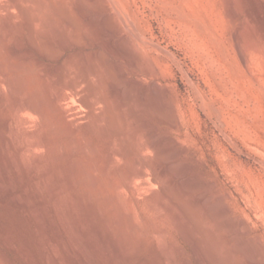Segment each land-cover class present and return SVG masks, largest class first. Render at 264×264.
I'll use <instances>...</instances> for the list:
<instances>
[{
  "label": "rangeland",
  "instance_id": "1",
  "mask_svg": "<svg viewBox=\"0 0 264 264\" xmlns=\"http://www.w3.org/2000/svg\"><path fill=\"white\" fill-rule=\"evenodd\" d=\"M251 1L0 0V34L8 38L3 46L7 47H0V61L11 60L21 68L20 82L27 86L28 94L31 87L41 84L37 79L42 72L54 75L63 63L73 70H85L100 52L110 66L117 49L103 39L106 24L138 34V67L133 68L125 58L119 60L129 80L138 81L132 86L138 94L136 106L130 103L129 82L124 95L114 99L108 85L91 81V88L108 103L111 101L106 106L112 104L115 109L118 100L117 107L123 100L128 102L131 109H121L127 116L116 108V116L124 119H118L122 128L118 122L115 130L114 126L106 129L94 124V119L84 122L80 118L77 134H55L48 123L65 107L53 108L46 93L43 118L20 131L17 145L7 146L2 131L15 113V100L3 90L0 181L15 189L10 186V190L0 192V264H52L54 258L56 264H86L77 248L87 245L73 240L78 238L74 236L77 232L89 241V253L93 255L90 264H264V0ZM231 7L237 11L235 19L228 13ZM5 8L14 17L10 18ZM257 12L262 19L256 18ZM31 26L39 36L32 44L28 36ZM38 30H45V34ZM238 33L245 59L237 48ZM132 105L138 108L136 119L130 116ZM106 106L104 111L108 110ZM117 130L122 131V138L116 146L121 150L124 147L128 155L108 168L110 136ZM36 142H43V147L28 151L23 161L18 158V165L12 163V155L21 145ZM73 142L79 145L75 154ZM83 145L92 147V151L82 152ZM73 161H80L74 176L70 172ZM136 166L147 169L145 181L131 178ZM85 173L91 179L85 180ZM155 176L160 177L159 184L153 183ZM61 222L68 224L63 226Z\"/></svg>",
  "mask_w": 264,
  "mask_h": 264
},
{
  "label": "bare ground",
  "instance_id": "2",
  "mask_svg": "<svg viewBox=\"0 0 264 264\" xmlns=\"http://www.w3.org/2000/svg\"><path fill=\"white\" fill-rule=\"evenodd\" d=\"M253 1L254 0H252L251 1V3H253ZM17 4V3H16ZM16 4H13V5H15L16 6ZM18 5H19V3H18ZM21 5V4H20ZM229 7V6H228ZM10 8H12V7H10ZM16 8V7H15ZM18 8H19V6H18ZM87 8V7H86ZM227 8V7H226ZM6 10H4V11H7V13L8 12H10V10L8 11L7 9L8 8H5ZM21 9H22V7H21ZM41 9V8H40ZM24 10V9H23ZM56 10V9H55ZM59 10V9H58ZM58 10H57V12H58ZM240 10V9H239ZM18 11V10H17ZM38 11V10H37ZM40 11V10H39ZM242 11V10H241ZM19 12V11H18ZM67 12V11H66ZM66 12H65V15H66ZM84 12V11H83ZM87 12V11H86ZM227 12H228V10H227ZM12 13H13V11H12ZM22 13H25V12H23L22 11ZM184 13V12H183ZM229 15H230V17L232 18V19H235L236 17H237V11H236V9L234 8V7H231L230 8V10H229ZM43 14V13H42ZM86 14V13H85ZM7 15H10L9 17L11 18V17H14V14H11V12L9 13V14H7ZM7 15H6V17H7ZM13 15V16H12ZM23 15V14H22ZM60 15H61V13H60ZM69 15V14H68ZM46 16V15H45ZM44 16V17H45ZM64 16V14H62V17ZM256 18H258V20L259 19H262V16H261V14H259V12H257V14H256ZM15 17H16V15H15ZM43 17V16H42ZM43 17V18H44ZM48 17H50V16H48ZM10 18H8L7 17V20H9ZM30 18H32V17H30ZM29 18V19H30ZM33 18H35L34 16H33ZM40 19H41V17H39ZM37 16H36V20L39 22V19ZM42 18V19H43ZM34 19V20H35ZM71 19V18H70ZM69 19V22L71 21V20H73V19H71L70 20ZM6 20V21H7ZM35 20V21H36ZM46 20V19H45ZM66 20V19H65ZM30 21V20H29ZM36 21V22H37ZM40 21H42V20H40ZM54 21V20H53ZM85 21V20H84ZM249 21V20H248ZM2 22V21H1ZM31 22V21H30ZM33 22V21H32ZM87 22V21H86ZM201 22V21H200ZM244 22V21H243ZM5 23V27H6V22H4ZM3 23V24H4ZM40 23V22H39ZM46 23V22H45ZM51 23V22H50ZM54 23V22H53ZM71 23V22H70ZM253 23V22H252ZM7 24H9V23H7ZM34 24V23H33ZM33 24H31L32 26H34ZM38 24V23H37ZM43 24V23H42ZM52 24V23H51ZM66 24V23H65ZM64 24V25H65ZM68 24V23H67ZM66 24V25H67ZM72 24V23H71ZM116 24V23H115ZM241 24H242V22H241ZM251 24V23H250ZM1 25H2V23H1ZM36 25V24H35ZM73 25V24H72ZM74 25H76V24H74ZM246 25V24H245ZM249 25V24H248ZM4 26H3V29H4ZM31 26V28H30V30L32 29V32H31V35H28V36H30V43L32 44V43H35L38 39V37L39 36H37V34H36V32H35V30L36 29H34L33 27ZM45 26H47V25H45ZM50 26H52V25H50ZM0 27H2V26H0ZM8 27V26H7ZM64 27V26H63ZM245 27V26H244ZM251 27H252V25H251ZM45 28V27H44ZM51 28V27H50ZM53 28V27H52ZM74 28V27H73ZM130 28V27H129ZM133 28V27H132ZM43 29V28H42ZM1 30V29H0ZM4 30H6V29H4ZM54 30V29H53ZM67 30V29H66ZM132 30V29H131ZM246 30H247V28H246ZM255 30V29H254ZM253 30V31H254ZM8 31V30H7ZM39 31V30H38ZM37 31V32H38ZM50 31V30H49ZM0 32H2V31H0ZM5 32V31H4ZM3 32V33H4ZM9 32V31H8ZM40 32V31H39ZM43 33L45 32V30L44 31H42ZM42 32H40V33H42ZM130 32V31H129ZM243 32V31H242ZM49 33V32H48ZM55 33V32H54ZM244 33V32H243ZM9 34V33H8ZM45 34V33H44ZM66 34V33H65ZM68 34V33H67ZM6 35H7V32H6ZM14 35V34H13ZM13 35H12V37H13ZM16 35V34H15ZM14 35V36H15ZM60 35V34H59ZM238 35H240L239 33L236 35V39H237V48H239V53H240V55H241V59H245V54H244V52H243V50L241 49V45H240V42H239V37H238ZM10 37H11V35H9ZM61 36V35H60ZM70 36V35H69ZM73 36V35H72ZM74 36H76V35H74ZM8 37V36H7ZM64 37V36H63ZM67 37V36H66ZM19 39V38H18ZM67 39V38H66ZM73 39V38H72ZM103 39L106 41V42H111L115 47H116V49H117V51H116V59L115 60H113V61H111V63L109 64L110 66H108V65H106L105 63H104V58L102 57V55H101V53L99 52L97 55H96V58H95V61H94V63H91V64H93L92 66L91 65H89L88 66V68L87 69H85V67L83 68L82 67V69H85V70H81V68L80 69H78L79 67H75L76 69L75 70H73L74 68H70V66L68 67L67 65H66V63H63V64H61L60 66H58V70H57V73L56 74H54V75H51L49 72H42L40 69V71L42 72V74H41V76H40V79H37V77H36V79L38 80V82L39 83H41V84H38L39 86L38 87H31V94L29 93H27V91H26V87L24 88V83L22 82V84H21V82H20V71H21V68L20 67H18V66H14L13 64H12V62H11V60H9L10 62H1L0 61V101H3L4 100V92H3V90H7L8 92H9V94L12 96V99H14L15 100V113H13V116L12 117H10L9 119H7V121L5 122V129L2 131L3 133H2V135L4 136V141L6 142V144H7V146L8 145H11V143H15L16 142V140H17V138L19 137V135H20V131H24L26 128H28L29 126L31 127L32 125H33V123H34V120L35 119H41V118H43V115H44V108H43V106L44 105H42L44 102H46L45 101V99L47 98V96H45V94L46 93H48V95H49V99L51 100L50 102H52V106H53V108H59L60 106H64L65 107V109L63 110V111H60L59 109V113H57V111H56V113L54 114V116H53V118H52V121H50V124L48 123V125L51 127V129H52V131H54V133L55 134H58V135H65V136H72V135H74V134H77L78 132H80V126H79V124H78V119H80V118H82V119H84V122H85V119L88 121V119H94L93 120V122L95 121V123L94 124H97V125H100V126H103L104 128L106 127V129H107V127H111V128H113V126H114V124L115 123H117L118 122V124L120 123V124H122L121 123V121H118V119H119V117H120V115H119V117H117L116 116V114L118 113V112H116V108H120V111H121V109H124V106H127L128 104V102L127 103H124L125 101L123 100V102H121L120 103V106L119 107H117V105H119L118 104V102H119V100L117 101V103H116V107H115V109L113 108V106H115V105H113L112 107H111V105L112 104H110V106H106V105H108L109 103H108V100H107V98H105V97H103L102 95H99L96 91H94V89H92L91 88V81L92 80H98V82L100 81V83L101 84H104L105 83V85H108L107 87L109 88V91H110V93H111V95H112V98H114V99H116L118 96H120V95H122L125 91H126V89L127 88H129L128 86H127V83L129 82L130 83V88H129V93H130V95L132 96L131 97V99H130V103L131 104H137L136 102H135V97L138 95V94H135L134 92H135V87L133 88L132 86L134 85V86H136V85H138V81H136V80H129V77H128V72L122 67V65H121V63H120V61L119 60H121V59H127L128 61H129V63H130V65L133 67V68H137L138 67V57H137V54H136V46H137V43H138V34H137V32L135 31V30H132L130 33H125L124 32V30L119 26V25H114V24H109V25H107L106 24V27H105V31H104V34H103ZM245 39V38H244ZM6 40H8V38H6L5 37V33L3 34V35H1L0 34V47H3L4 45H5V41ZM11 40V39H10ZM29 40V39H28ZM40 40H41V38H40ZM43 40V39H42ZM102 40V39H101ZM249 40V39H248ZM44 41V40H43ZM46 41V40H45ZM54 41V40H53ZM63 41V40H62ZM61 41V42H62ZM245 41V40H244ZM243 41V42H244ZM19 42H20V40H19ZM18 42V43H19ZM75 42V41H74ZM80 42H82V41H80ZM104 42V41H103ZM8 43H10V42H8ZM64 43V42H63ZM246 43V42H245ZM251 43H252V41H251ZM42 44V43H41ZM44 44V43H43ZM48 44H51V43H48ZM69 44V43H68ZM81 44V43H80ZM30 45V44H29ZM34 45V44H33ZM45 45V44H44ZM253 45V44H252ZM12 46V45H11ZM31 46V45H30ZM36 46V45H35ZM46 46V45H45ZM109 46V45H108ZM246 46V45H245ZM7 47V46H6ZM6 47H3L2 49H4V48H6ZM8 47H9V45H8ZM44 47V46H43ZM50 47V46H49ZM39 48V47H38ZM64 48V47H63ZM253 48V47H252ZM1 49V50H2ZM47 50L49 49L48 47L46 48ZM52 49V48H51ZM39 50V49H38ZM55 50V49H54ZM114 50V49H113ZM257 52H259L257 49H255ZM5 51V50H4ZM11 51V50H10ZM7 53V52H6ZM113 53V52H112ZM11 55H12V53H10ZM19 55V54H18ZM26 55V54H25ZM104 55V54H103ZM14 56V55H13ZM21 56V55H20ZM32 56V55H31ZM89 56V55H88ZM11 57V56H10ZM23 57V56H22ZM25 57V56H24ZM53 57V56H52ZM74 57V56H73ZM89 59V58H88ZM93 59V58H92ZM5 61V60H4ZM93 61V60H92ZM21 62V61H20ZM73 62V61H72ZM31 63V62H30ZM67 63H69V62H67ZM15 64V63H14ZM18 64V63H17ZM82 64V63H81ZM80 64V65H81ZM95 64V65H94ZM20 65H21V63H20ZM26 65H28V64H26ZM74 65V64H73ZM38 67H40V66H38ZM99 67L100 68H102L103 69V71H105V73L104 74H106V76H102V72H100V69H99ZM23 68V67H22ZM41 68V67H40ZM28 69V68H27ZM30 69V68H29ZM43 69V68H42ZM45 69V68H44ZM36 70V69H35ZM25 71V70H24ZM49 71V70H48ZM29 72L30 71H28V74H29ZM33 72H34V70H33ZM26 73V72H25ZM102 73V74H101ZM22 74V73H21ZM39 74V73H38ZM25 75V74H24ZM40 75V74H39ZM35 81V80H34ZM27 83V82H26ZM25 83V84H26ZM32 83H33V81H32ZM35 83V82H34ZM94 84V83H93ZM98 86V85H97ZM92 87H93V85H92ZM97 89V88H96ZM98 90V89H97ZM128 90V89H127ZM138 90V89H137ZM109 93V92H108ZM110 93H109V95H110ZM124 95V94H123ZM107 96V95H106ZM108 97V96H107ZM112 98H110L111 100H112ZM122 98V97H121ZM49 99H48V101H49ZM124 99H127L126 97L124 98ZM137 99V98H136ZM127 100H129V99H127ZM12 101V100H11ZM10 102V101H9ZM138 102V101H137ZM129 103V104H130ZM8 104V103H7ZM44 104H46V103H44ZM130 104V105H131ZM6 106V105H5ZM108 107V110L109 109H111L112 108V110L111 111H104V107ZM133 106V105H132ZM136 106V105H135ZM135 106H133L134 108H133V110H131L130 112H131V115L129 114V111H127L128 112V115H130L132 118H134V119H136L137 117H138V108H135ZM109 107H111V108H109ZM130 107V106H129ZM128 106H127V108H129ZM137 107H138V105H137ZM2 108V107H1ZM117 109V110H118ZM126 109V108H125ZM131 108H129V110H130ZM2 110V109H1ZM57 110V109H56ZM123 111V110H122ZM122 111H121V113H122ZM2 112V111H1ZM124 113V112H123ZM123 113L121 114L122 116H123ZM120 114V113H119ZM125 115H126V113H124ZM47 116V115H46ZM122 116L120 117V118H122ZM127 116V115H126ZM126 116H125V118H126ZM129 117V116H128ZM130 117V118H131ZM117 120H116V119ZM123 119V118H122ZM127 119H129V118H127ZM124 120V119H123ZM174 120V119H173ZM38 121V120H37ZM86 121V122H87ZM41 122H42V120H41ZM92 122V123H93ZM37 123V122H36ZM123 123H124V121H123ZM45 124V123H44ZM81 124V123H80ZM118 124H116V126L118 125ZM128 124V123H127ZM39 125V124H38ZM40 125H43V124H40ZM93 125V124H92ZM126 125V124H125ZM43 126H46L47 127V124H45V125H43ZM48 126V127H49ZM87 126V125H86ZM90 126V125H89ZM96 126V125H95ZM94 126V127H95ZM122 126H123V124L121 125V128H122ZM119 127H120V125H119ZM128 127V126H127ZM37 128H38V126H37ZM41 129H42V126L40 127ZM39 128V129H40ZM114 128H115V126H114ZM118 127H116L115 128V130L117 129ZM138 128V127H137ZM44 129V128H43ZM51 129L49 128V131H51ZM103 129V128H102ZM105 129V130H106ZM120 129V128H119ZM128 129V128H127ZM136 129V128H135ZM1 130V129H0ZM48 130V129H47ZM104 130V131H105ZM114 130V129H113ZM122 130V129H121ZM132 130H134V129H132ZM44 131V130H43ZM42 130H41V133L43 132ZM51 131V132H52ZM107 131V130H106ZM105 131V132H106ZM126 131V130H125ZM135 131V130H134ZM39 132V131H38ZM122 132V131H121ZM121 132L119 131L118 132V130H117V132L116 131H114L112 134H111V136H110V138H111V141H110V145H111V147H109L110 148V153H109V160H108V162H107V167L108 168H112L114 165H115V162L118 160V159H120V158H123V157H125L126 155H128L127 154V152H126V150H124V147H123V150H121V148H118L117 146H116V143H117V141H120L121 139L120 138H122L121 137ZM131 132V131H130ZM104 133V132H103ZM110 133V132H109ZM101 134V133H100ZM132 134H134V132L132 133ZM131 134V135H132ZM38 135V134H37ZM105 135V134H104ZM107 135H108V133H107ZM130 135V136H131ZM2 136V137H3ZM129 137V136H128ZM124 138V137H123ZM71 139H73V138H71ZM70 139V140H71ZM69 140V141H70ZM73 141H77V140H73ZM123 141V140H122ZM127 141V140H126ZM78 142V141H77ZM82 142V141H81ZM60 144H61V142H60ZM73 144H74V147H72L73 148V152H74V154L76 153V152H78L79 151V149H78V146H77V143H74L73 142ZM119 144V143H118ZM117 144V145H118ZM15 145H17L16 143H15ZM43 142H36V143H33V144H26V145H21L18 149L16 148V146H15V150L17 149V154L15 153V155L13 154L12 156H13V158H11V159H13V160H11V161H13L12 163H14L15 165H18V158H20L21 159V161H23V158H25L24 157V155L25 154H27V152L28 151H31V150H35V149H39V148H41V147H43ZM120 145H121V143H120ZM134 145V144H133ZM60 146V145H59ZM62 146H63V144H62ZM61 147V146H60ZM82 147V146H81ZM142 147V146H141ZM140 147V148H141ZM153 147V146H152ZM128 148V147H127ZM8 149H10V148H8ZM61 149V148H60ZM70 149H71V147H70ZM90 148H89V146L88 145H83V150H81L82 152H87L88 150H89ZM91 149H93L92 147H91ZM90 149V151H92ZM136 149V148H135ZM152 149V148H151ZM63 150V149H62ZM62 150H61V152H62ZM72 150V149H71ZM138 150V149H137ZM89 151V152H90ZM94 151V150H93ZM128 151V150H127ZM130 151V150H129ZM72 152V153H73ZM42 153V152H41ZM88 153V152H87ZM129 153V152H128ZM64 154V153H63ZM105 155H107V154H105ZM11 156V155H10ZM61 156H62V154H61ZM138 156V155H137ZM160 156V155H159ZM3 157V156H2ZM27 157V156H26ZM37 158V157H36ZM41 158V157H40ZM149 158V157H148ZM37 159H39V158H37ZM75 158H73V160H74ZM153 159V158H152ZM2 160V159H1ZM41 160H42V158H41ZM56 160V159H55ZM137 160V159H136ZM3 161H5V159L3 160ZM83 161V160H82ZM150 161V160H149ZM40 162V161H39ZM78 162H80V161H78ZM77 161H73L72 162V164H71V169H70V172H72L73 173V176H74V170L76 169V167H77V163H78ZM84 162V161H83ZM141 162V161H140ZM148 162V161H147ZM28 163V162H27ZM37 163V162H36ZM136 163V162H135ZM151 163V162H150ZM149 163V164H150ZM6 164V163H5ZM20 164V163H19ZM49 164V163H48ZM83 164V163H82ZM86 164V163H85ZM136 164H138V162L136 163ZM152 164V163H151ZM157 164V163H156ZM3 165V164H2ZM9 165V164H8ZM69 165H70V163H69ZM145 165V164H144ZM155 165V164H154ZM47 166V165H46ZM59 166V165H58ZM92 166L94 167V165L92 164ZM96 166V165H95ZM3 167H5V165L3 166ZM84 167H85V165H84ZM137 167V166H136ZM147 167V166H146ZM86 168V167H85ZM138 168H140L139 166L136 168V169H134V170H130L131 171V178L132 179H135V178H141V179H144V181L146 180V176H147V169L145 170V169H138ZM153 168V167H152ZM1 169V168H0ZM7 169V168H6ZM33 169V168H32ZM171 169V168H170ZM176 169H177V167H176ZM60 170V169H59ZM94 170V169H93ZM4 171H6V170H4ZM30 171V170H29ZM63 171V170H62ZM69 171V170H68ZM151 171V170H150ZM27 172V171H26ZM63 172H65V171H63ZM88 172V171H87ZM162 172V171H161ZM175 172V171H174ZM20 173V172H19ZM22 173V172H21ZM20 173V174H21ZM48 173V172H47ZM160 173V172H159ZM158 173V174H159ZM165 173V172H164ZM23 174V173H22ZM64 174V173H63ZM87 173H85V175H86ZM96 174V173H95ZM149 174V173H148ZM157 174V175H158ZM47 175V174H46ZM30 176V175H29ZM32 176V175H31ZM62 176H64V175H62ZM71 176V175H70ZM70 176L68 177L69 179H71L70 178ZM87 177H85V180H89V179H91V177H89V174L88 175H86ZM90 176H92V175H90ZM94 176V175H93ZM130 176V175H129ZM159 176V175H158ZM2 177V176H1ZM33 177V176H32ZM31 177V178H32ZM47 177H48V175H47ZM46 177V178H47ZM72 177V176H71ZM164 177V176H163ZM176 177V176H175ZM3 178V177H2ZM22 178V177H21ZM31 178H30V180H31ZM45 178V179H46ZM50 178V177H49ZM67 177H66V179H68ZM73 178H75V177H73ZM159 178L160 177H157V176H155L153 179H152V181H153V183H160L159 182ZM63 179V178H62ZM76 179V178H75ZM74 179V183H76V180ZM81 179V178H80ZM168 179V178H167ZM35 180H37V179H35ZM73 180V179H72ZM82 180V179H81ZM81 180H79V181H81ZM83 180H84V178H83ZM82 180V181H83ZM161 180V179H160ZM163 180V179H162ZM162 180H161V182H162ZM31 181H33L34 182V180H31ZM46 181V180H45ZM50 181V180H49ZM62 181V180H61ZM165 181V180H164ZM188 181V180H187ZM3 182V181H2ZM14 182V181H13ZM22 182V181H21ZM24 182V181H23ZM51 182V181H50ZM55 182V181H54ZM53 182V184H55ZM87 182V181H86ZM90 183H91V181H89ZM3 183H6V182H3ZM3 183H1V181H0V192L1 191H8V190H10V186L12 187V185H9V184H7V185H5V184H3ZM9 183H10V180H9ZM35 183H36V181H35ZM34 183V184H35ZM66 183V182H65ZM69 183V182H68ZM67 183V184H68ZM84 183V182H83ZM92 183H94L95 184V181L94 182H92ZM143 183V182H142ZM10 184H12V183H10ZM31 184V183H30ZM37 184V183H36ZM58 184V183H57ZM71 184V183H70ZM88 184V183H87ZM126 184H128L127 182H126ZM125 184V185H126ZM24 185V184H23ZM26 185V184H25ZM25 185H24V187H25ZM48 185V184H47ZM46 185V186H47ZM56 185V184H55ZM63 185V184H62ZM73 185V184H72ZM92 185V184H91ZM145 185V184H144ZM165 185V184H164ZM34 185L32 184V187H33ZM34 187H36V186H34ZM94 187V186H93ZM166 187V186H165ZM13 188V187H12ZM51 188V187H50ZM52 188H55L54 186L52 187ZM65 188V187H64ZM79 188V187H78ZM95 188V187H94ZM144 188H146V187H144ZM13 189H15V188H13ZM58 189H60V187L58 188ZM57 189V190H58ZM139 189V188H138ZM153 189V188H152ZM30 190V189H29ZM32 190V189H31ZM52 190V189H51ZM56 190V189H55ZM140 190V189H139ZM146 190V189H145ZM154 191V190H153ZM152 191V192H153ZM53 192V191H52ZM57 192V191H56ZM55 192V193H56ZM60 192V191H59ZM59 192H58V194H59ZM68 192V191H67ZM66 192V193H67ZM3 193V192H2ZM65 193V192H64ZM77 193V192H76ZM117 193V192H116ZM119 193V192H118ZM162 193V192H161ZM202 193V192H201ZM4 194V193H3ZM5 194H6V192H5ZM34 194V193H33ZM160 194V193H159ZM165 194V193H164ZM51 195V194H50ZM61 195H62V193H61ZM84 195V194H83ZM176 195V194H175ZM189 195V194H188ZM205 195V194H204ZM12 196V195H11ZM71 196V195H70ZM73 196V195H72ZM90 196V195H89ZM91 196H92V194H91ZM90 196V197H91ZM202 196V195H201ZM57 197H58V195H57ZM112 197V196H111ZM117 197V196H116ZM187 197V196H186ZM191 197V196H190ZM196 197V196H195ZM19 198V197H18ZM63 198V197H62ZM87 198H89L88 197V195H87ZM93 198V197H92ZM96 198V197H95ZM100 198V197H99ZM162 198V197H161ZM161 198H159V199H161ZM165 198V197H164ZM167 198V197H166ZM172 198V197H171ZM182 198V197H181ZM210 198V197H209ZM16 199V195H15V198H14V200ZM21 199V198H20ZM108 199V198H107ZM33 200V199H32ZM37 200H39V199H37ZM49 200V199H48ZM65 200V199H64ZM89 200H91V199H89ZM93 200H94V198H93ZM111 200V199H110ZM113 200V199H112ZM111 200V201H112ZM166 200V199H165ZM7 201V200H6ZM23 200H21V202H22ZM54 201H56L55 199H54ZM62 201H63V199H62ZM69 201V200H68ZM84 201H85V199H84ZM104 201V200H103ZM108 201V200H107ZM21 202H19V203H21ZM49 202V201H48ZM90 202H93V201H90ZM98 202V201H97ZM109 202V201H108ZM191 202V201H190ZM198 202V201H197ZM17 203V202H16ZM50 203H52V202H50ZM53 203H55V202H53ZM52 203V204H53ZM61 204H63V202H60ZM80 203H81V201H80ZM79 203V204H80ZM110 203V202H109ZM180 203V202H179ZM183 203V202H182ZM205 203H206V201H205ZM214 203V202H213ZM24 204V203H23ZM22 204V205H23ZM27 204V203H26ZM49 204V203H48ZM94 204V203H93ZM105 204H106V200H105ZM189 204V203H188ZM194 204V203H193ZM21 205V204H20ZM54 205V204H53ZM53 205H51V206H53ZM56 205V204H55ZM75 205V204H74ZM92 205V204H91ZM99 205V204H98ZM120 205H123V203L122 204H120ZM178 205V204H177ZM217 205H219V204H217ZM25 206V205H24ZM27 206V205H26ZM100 206V205H99ZM162 206V205H161ZM164 206V205H163ZM187 206V205H186ZM214 206V205H213ZM36 207V206H35ZM50 207V206H49ZM66 207H67V205H66ZM80 207H82V206H80ZM185 207V206H184ZM183 207V209H185ZM200 207V206H199ZM202 207V206H201ZM200 207V208H201ZM93 208V207H92ZM105 208V207H104ZM166 208V207H165ZM168 208V207H167ZM173 208V207H172ZM180 208V207H179ZM215 208V207H214ZM223 208V207H222ZM56 209V208H55ZM68 209V208H67ZM77 209V208H76ZM84 209V208H83ZM100 209V208H99ZM198 209V208H197ZM204 209V208H203ZM82 210V209H81ZM106 210V209H105ZM55 211V210H54ZM69 211V210H68ZM203 211V210H202ZM100 212V211H99ZM188 212H189V210H188ZM194 212H197V211H195L194 210ZM70 213V212H69ZM69 213H68V215H69ZM103 213V212H102ZM119 213H120V211H119ZM187 213V212H186ZM44 214V213H43ZM46 214V213H45ZM66 214V213H65ZM73 214V213H72ZM87 214V213H86ZM193 214V213H192ZM197 214H198V212H197ZM213 214V213H212ZM53 215V214H52ZM58 215V214H57ZM67 215V216H68ZM103 215H104V213H103ZM207 215H208V213H207ZM74 216V215H73ZM75 216H77V215H75ZM82 216V215H81ZM117 216H119V215H117ZM190 216V215H189ZM205 216V215H204ZM54 217V216H53ZM105 217V216H104ZM122 217V216H121ZM37 218V217H36ZM35 218V219H36ZM47 218V217H46ZM51 218V217H50ZM74 218V217H73ZM100 218V217H99ZM98 218V219H99ZM113 218V217H112ZM115 218V217H114ZM127 218H128V216H127ZM183 218H184V216H183ZM190 218V217H189ZM213 218V217H212ZM44 219V218H43ZM72 219V218H71ZM121 219V218H120ZM133 219V218H132ZM211 219V218H210ZM39 220V219H38ZM66 220V219H65ZM116 220H117V217H116ZM229 220V219H228ZM40 221V220H39ZM86 221V220H85ZM90 221V220H89ZM89 221H87V222H89ZM119 221V220H118ZM191 221V220H190ZM54 222H56V221H54ZM78 222V221H77ZM95 222V221H94ZM112 222H113V220H112ZM179 222V221H178ZM187 222V221H186ZM195 222V221H194ZM193 222V223H194ZM203 222V221H202ZM213 222V221H212ZM219 222V221H218ZM41 223V222H40ZM44 223V222H43ZM62 223V222H61ZM64 223V222H63ZM63 223H62V225H63ZM114 223V222H113ZM116 223V222H115ZM121 223V222H120ZM120 223H118V224H120ZM124 223V222H123ZM196 223V222H195ZM65 224H68V223H65ZM65 224L63 225V226H65ZM85 224V223H84ZM125 224V223H124ZM189 224V223H188ZM61 225V224H60ZM71 225V224H70ZM132 225V224H131ZM72 226V225H71ZM98 226V225H97ZM135 226V225H134ZM194 226V225H193ZM201 226H202V224H201ZM62 227V226H61ZM68 227V226H67ZM79 227V226H78ZM84 227V226H83ZM132 227V226H131ZM140 227V226H139ZM181 227V226H180ZM200 227V226H199ZM198 227V228H199ZM213 227V226H212ZM231 227H233V226H231ZM39 228H41V227H39ZM64 228V227H63ZM101 228V227H100ZM103 228V227H102ZM135 228V227H134ZM133 228V229H134ZM182 228H184V227H182ZM192 228V227H191ZM206 228V227H205ZM205 228H203V229H205ZM46 229V228H45ZM65 229V228H64ZM69 229V228H68ZM71 229H72V227H71ZM75 229V228H74ZM76 229H77V227H76ZM93 229V228H92ZM145 229V228H144ZM150 229V228H149ZM202 229V228H201ZM215 229V228H214ZM188 230V229H187ZM210 230V229H209ZM248 230V229H247ZM47 231V230H46ZM45 231V232H46ZM66 231V230H65ZM131 231V230H130ZM134 231H136V230H133V232ZM142 231V230H141ZM164 231V230H163ZM162 231V232H163ZM71 232V231H70ZM81 232V231H80ZM83 232V231H82ZM81 232V233H82ZM87 232H88V230H87ZM91 232V231H90ZM122 232V231H121ZM187 232V231H186ZM9 233V232H8ZM49 233V232H48ZM63 233V232H62ZM67 233V232H66ZM69 233V232H68ZM75 233V232H74ZM85 233V232H84ZM120 233V232H119ZM136 233L137 232H135V235H136ZM141 233H143V232H141ZM155 233V232H154ZM157 233V232H156ZM200 233H201V230H200ZM203 233V232H202ZM214 233V232H213ZM41 234V233H40ZM44 234V233H43ZM65 234V233H64ZM78 234V232L76 233V235ZM121 234H123V232L121 233ZM125 234V233H124ZM145 234V233H144ZM184 234H186V233H184ZM74 235L75 236V238L76 237H78V238H76V239H73L74 241L75 240H81V241H83V242H81L82 244H84L85 243V245H87V246H83V247H81V245H78L79 247L77 248V250L80 252V254L83 256V260L86 262V264H90L91 263V259H92V256L93 255H90V253H89V244H88V242L89 241H87L86 239V241H84L83 239H84V236H82L83 237V239L79 236V235ZM154 235V234H153ZM161 235V234H160ZM202 235V234H201ZM211 235V234H210ZM122 236V235H121ZM128 236V235H127ZM199 236V235H198ZM231 236V235H230ZM43 237V236H42ZM73 237V236H72ZM90 237H91V235H90ZM115 237V236H114ZM136 237V236H135ZM155 237V236H154ZM190 237V236H189ZM197 237V236H196ZM225 237V236H224ZM236 237V236H235ZM96 238V237H95ZM116 238V237H115ZM214 238V237H213ZM220 238V237H219ZM163 239V238H162ZM215 239V238H214ZM214 239H212V241L214 240ZM16 240V239H15ZM71 240V239H70ZM132 240V239H131ZM165 240V239H164ZM191 240V237H190V239H189V241ZM220 240V239H219ZM99 241V240H98ZM109 241V240H108ZM120 242H121V240H119ZM123 241V240H122ZM217 241V240H216ZM69 242V241H68ZM138 242V241H137ZM215 242V241H214ZM221 242H223V241H221ZM230 242V241H229ZM242 242V241H241ZM92 243H93V241H92ZM91 243V244H92ZM142 243V242H141ZM160 243V242H159ZM53 244V243H52ZM55 244V243H54ZM65 244V243H64ZM96 244V243H95ZM121 244V243H120ZM128 244V243H127ZM198 244V243H197ZM217 244V243H216ZM221 244V243H220ZM226 244V243H225ZM67 245V244H66ZM75 245L76 244H74V249H75ZM201 245V244H200ZM212 245H213V243H212ZM9 246V245H8ZM26 246V245H25ZM96 246V245H95ZM98 246V245H97ZM116 246V245H115ZM128 246V245H127ZM196 246H198V245H196ZM244 246V245H243ZM69 247H71V246H69ZM77 247V246H76ZM93 247V246H92ZM161 247V246H160ZM168 247V246H167ZM230 247H231V245H230ZM233 247V246H232ZM116 248V247H115ZM135 248V247H134ZM137 248V247H136ZM140 248V247H139ZM143 248V247H142ZM198 248V247H197ZM213 248V247H212ZM119 249H120V246H119ZM122 249H123V247H122ZM130 249H132V248H130ZM154 249V248H153ZM170 249H172V248H170ZM173 249H174V246H173ZM243 249H245V248H243ZM105 250V249H104ZM166 250V249H165ZM168 250V249H167ZM92 251V250H91ZM90 251V252H91ZM98 251V250H97ZM125 251V250H124ZM174 251V250H173ZM246 251V250H245ZM55 252V251H54ZM53 252V253H54ZM62 252V251H61ZM69 252V251H68ZM73 252V251H72ZM77 252V251H76ZM78 252V253H79ZM99 252V251H98ZM60 253V252H59ZM78 253H76V254H78ZM135 253V252H134ZM160 253V252H159ZM164 253V252H163ZM203 253H204V251H203ZM23 254V253H22ZM57 254V253H56ZM55 254V255H56ZM71 254V253H70ZM129 254H130V252H129ZM172 254V253H171ZM49 255V254H48ZM74 255V254H73ZM80 255V256H81ZM122 255V254H121ZM167 255H168V253H167ZM91 256V257H90ZM108 256V255H107ZM115 256H118V255H115ZM128 256V255H127ZM202 256V255H201ZM28 257V256H27ZM64 257V256H63ZM99 257V256H98ZM204 257V256H203ZM49 258V257H48ZM102 258V257H101ZM123 258V257H122ZM36 259V258H35ZM74 259V258H73ZM108 259V258H107ZM113 259V258H112ZM249 259V258H248ZM37 260V259H36ZM114 260V259H113ZM120 260V259H119ZM128 260V259H127ZM148 260V259H147ZM57 260H55V258L53 259V261H52V264H56L57 262H56ZM61 261V260H60ZM69 261V260H68ZM84 262V263H85ZM124 262V261H123ZM175 262V261H174ZM61 263V262H60ZM94 263V262H93ZM110 263V262H109ZM125 263V262H124ZM83 264V263H82ZM116 264V263H115ZM203 264V263H202Z\"/></svg>",
  "mask_w": 264,
  "mask_h": 264
}]
</instances>
